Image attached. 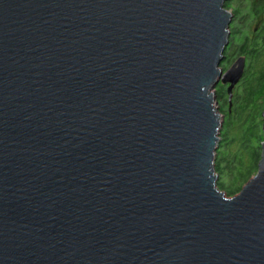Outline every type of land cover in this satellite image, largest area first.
<instances>
[{
    "label": "water",
    "instance_id": "95a60500",
    "mask_svg": "<svg viewBox=\"0 0 264 264\" xmlns=\"http://www.w3.org/2000/svg\"><path fill=\"white\" fill-rule=\"evenodd\" d=\"M228 1L0 0V264H264V95L215 184Z\"/></svg>",
    "mask_w": 264,
    "mask_h": 264
},
{
    "label": "trees",
    "instance_id": "16d2710c",
    "mask_svg": "<svg viewBox=\"0 0 264 264\" xmlns=\"http://www.w3.org/2000/svg\"><path fill=\"white\" fill-rule=\"evenodd\" d=\"M249 13L254 16L264 15V0H258L257 4L252 5ZM261 24L253 37H243L240 45L235 47L237 53L245 55L247 67L243 78L234 88L230 103L223 85L216 86L220 92L218 97L224 99V102L220 106L218 100L215 103L225 119L219 134L220 144L215 152L217 161L214 163V171L219 177L220 186L224 185V180H230L225 188L230 196L239 193L240 186L255 175L260 159L263 141L260 120L264 95V20ZM236 36L238 33L231 32L228 50H233L231 39ZM232 54L227 53L226 59L229 60Z\"/></svg>",
    "mask_w": 264,
    "mask_h": 264
},
{
    "label": "rangeland",
    "instance_id": "374dc122",
    "mask_svg": "<svg viewBox=\"0 0 264 264\" xmlns=\"http://www.w3.org/2000/svg\"><path fill=\"white\" fill-rule=\"evenodd\" d=\"M228 3H229L228 8H225V6H227ZM257 3H258V0H252L251 2H248V0H229L228 2L225 3L224 8L232 14V19H231V22H230V25L228 28V31H229L228 40L230 41L231 32H233V31H234V33L235 32L238 33V36L233 37L231 39V40H233V43H234L233 50H231V48L228 50V48H227L228 45H227V47H226L227 50L225 49V51L223 53L224 57H223L221 64L219 66L222 70H226L238 56H242L241 54L237 53V51L235 50V47H238L240 45L241 39L245 36L253 37L257 33L260 26L262 25L261 23L264 20V15L254 16L253 14L249 13L251 6L255 5ZM236 13H239V14L236 15ZM234 14L236 17H234ZM229 52L230 53L232 52L233 54L229 57V60H227L226 59L227 53H229ZM243 56L245 57V55H243ZM246 67H247V59H246V63H245V72H246ZM245 72H244V74H245ZM218 84L222 85L220 82ZM223 89H226V85H223ZM218 90L219 89L215 87L214 90L212 91V93L215 96V100H218V106H220V104L222 102H224V99L222 100L221 97H218V96H220V92H218ZM233 92H234V90H233ZM225 99H226V95H225ZM261 102L263 103V101H261ZM215 106L217 108V104ZM220 115L222 116V114H220ZM224 119L225 118L222 116L221 127H220L218 135H217L218 136L217 146L220 144L219 134L222 131V125H223ZM262 123H263V121L261 119L260 120V131L261 132H262V130H261ZM217 149L218 148H216V151H217ZM216 161H217V156L214 155V163ZM229 181L230 180H224V185L220 186V184L218 183L219 177L217 175L216 182H215L217 189L220 192H223L227 198H231V197L238 194L237 193L233 196H230L227 194L225 188H227L226 186L230 184ZM243 186H244V184H242L240 186V189Z\"/></svg>",
    "mask_w": 264,
    "mask_h": 264
}]
</instances>
